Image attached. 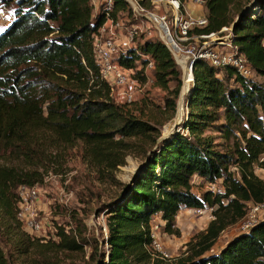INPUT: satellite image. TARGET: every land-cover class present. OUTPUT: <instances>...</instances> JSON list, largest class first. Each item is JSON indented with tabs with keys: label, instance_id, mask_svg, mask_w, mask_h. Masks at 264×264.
I'll list each match as a JSON object with an SVG mask.
<instances>
[{
	"label": "trees",
	"instance_id": "1",
	"mask_svg": "<svg viewBox=\"0 0 264 264\" xmlns=\"http://www.w3.org/2000/svg\"><path fill=\"white\" fill-rule=\"evenodd\" d=\"M202 2L207 24L196 33L232 26L233 45L261 81L196 60L181 130L158 141L159 127L117 104L100 77L93 38L104 18L91 0H0L12 12L0 32V264H67L69 254L83 252L87 243L77 227L57 226L56 241L32 239L17 208L18 188L42 185L78 143L86 164L120 188L103 208L108 255L95 251L91 264H264V220L213 252L248 203H264V180L255 174L264 170V0L253 3L254 12L244 7L247 0ZM114 4L125 10L121 0ZM148 61L154 86L170 95L168 121L182 80L167 47L149 40L120 58L128 69ZM134 79L145 83L139 72ZM129 156L141 166L129 182H116L113 174ZM195 177L221 180L222 191L197 196ZM206 206L216 208L215 220L184 257L170 262L147 250L153 217H161L164 232L179 235L177 214Z\"/></svg>",
	"mask_w": 264,
	"mask_h": 264
},
{
	"label": "rangeland",
	"instance_id": "2",
	"mask_svg": "<svg viewBox=\"0 0 264 264\" xmlns=\"http://www.w3.org/2000/svg\"><path fill=\"white\" fill-rule=\"evenodd\" d=\"M245 1V0H244ZM256 0H247L244 7L252 8L253 3ZM201 15L200 10L205 15L204 8H196ZM255 7L252 8V12L256 11ZM95 13V11H94ZM12 20V12L6 9L0 3V32L4 30ZM236 20V18H235ZM231 35V36H230ZM224 36L232 38L233 34L224 33ZM129 31L125 30L122 35V48L134 47L139 43V38L129 39ZM232 40V39H231ZM212 46L219 44L217 41L210 40ZM218 46V45H217ZM185 67H190L189 54L181 53ZM173 56V55H172ZM174 61L176 62L174 56ZM178 69L181 73V80L184 77V71L181 64L176 62ZM192 74V73H191ZM223 74L221 73V76ZM255 81H261V78L252 75ZM191 75L186 80V93L182 96L183 89L185 87L182 80V88L180 95L176 101V112L172 119L165 121V102L170 99L168 92L161 90L154 86L153 83L145 84L141 83V86H134V101L131 105H124L129 110V113L140 117L141 119L148 121L159 127L160 137L158 141L168 138L175 132H179L182 127V123L186 119L187 108L186 95L190 91L191 87ZM174 84L171 82L169 87L172 89ZM182 100L183 112H181L178 122V106ZM174 123L172 131L166 133L167 128ZM147 147V145H146ZM141 161L138 157L129 156L126 158V165L120 167L117 172L113 174L116 182L127 183L131 180V177L141 166ZM54 168V170L45 177L42 185L37 186L40 196V217H45L47 221L46 232L48 233V240L56 241L55 233L57 226H65L68 230L70 227L75 229L77 227V233H81L86 241V245L83 248V252L73 255L69 254V258L66 259V263L69 264H91L90 257L95 256V251L108 255L109 246L107 241V229H106V211L103 210L104 206L109 203L118 193L119 187L116 183L105 181L100 178V174L95 172L94 169L89 167L82 159L81 144L78 143L76 147L67 152V158L65 166L61 170ZM60 171V172H59ZM255 174L262 180H264V170L255 169ZM192 183L194 185L193 192L201 197L206 191H212L218 193L222 191L221 180L215 183H208L200 178H193ZM210 220L208 213H204L203 216H196L191 211L186 209L181 210L175 219V227L179 230V235H169L164 232V222L161 217L155 216L150 222L151 228L157 227V233L160 243L166 249L170 259L168 261L175 262L176 260L184 257L187 253L189 244L194 238L206 230ZM83 225V227L81 226ZM240 231V221L231 227L227 228L218 238L213 252L219 251L230 239L238 235ZM97 247L95 250L94 247ZM8 248V247H6ZM6 250V249H5ZM12 249L11 251H13ZM151 254L152 252L147 249ZM66 257H64L65 259ZM167 261V260H166ZM22 261L17 260L20 264Z\"/></svg>",
	"mask_w": 264,
	"mask_h": 264
},
{
	"label": "built area",
	"instance_id": "3",
	"mask_svg": "<svg viewBox=\"0 0 264 264\" xmlns=\"http://www.w3.org/2000/svg\"><path fill=\"white\" fill-rule=\"evenodd\" d=\"M125 10L117 11L114 0H91L95 15L104 18L93 38V55L99 67V74L111 91L112 99L119 105H131L134 101L133 87L141 84L134 79L139 72L145 84L153 83V63L148 61L137 69H128L120 64V58L129 48H122V35L129 31V39L139 38V43L159 41L164 44L172 55L176 51L189 54L190 66L196 60H202L218 70L233 68L236 72L251 78L253 72L238 49L224 33H231L232 26L224 27L217 33L208 35L197 34L196 31L205 27L207 19L204 14L193 15L187 5L191 3L202 9V0H121ZM210 40L219 44L212 46ZM135 45L133 48H136ZM218 45V46H217ZM131 48V47H130ZM22 230L32 239L42 242L48 238L47 221L40 217V196L36 187H19L18 204ZM215 207L191 208L196 216L208 213L211 221L215 220ZM264 220V203L247 204V212L240 220L239 233L248 232L256 223ZM209 222V223H210ZM150 244L147 246L152 255L169 260L166 249L160 243L157 227L150 230Z\"/></svg>",
	"mask_w": 264,
	"mask_h": 264
},
{
	"label": "bare ground",
	"instance_id": "4",
	"mask_svg": "<svg viewBox=\"0 0 264 264\" xmlns=\"http://www.w3.org/2000/svg\"><path fill=\"white\" fill-rule=\"evenodd\" d=\"M174 58H175V60H176V62L178 63V64H181L182 65V68H183V71H184V81H183V83H184V85H185V87H184V89H183V92H182V96H184L186 93H184L185 91H186V89H187V87H186V80L189 78V76L191 75V77H192V74H191V72H190V70H189V67H185L183 64H184V61H185V59L182 57L183 55L180 53V52H178V51H176L175 53H174ZM183 104H182V100L180 101V103H179V106H178V115H177V120H176V122H178V120L180 119V116H181V112H183ZM173 126H174V123H172L168 128H167V131H166V133H170L171 131H172V128H173Z\"/></svg>",
	"mask_w": 264,
	"mask_h": 264
},
{
	"label": "crops",
	"instance_id": "5",
	"mask_svg": "<svg viewBox=\"0 0 264 264\" xmlns=\"http://www.w3.org/2000/svg\"><path fill=\"white\" fill-rule=\"evenodd\" d=\"M188 11L191 12L193 15L195 14H199V12L197 11L195 5L188 3L187 5ZM200 13L202 14L203 12L200 10Z\"/></svg>",
	"mask_w": 264,
	"mask_h": 264
},
{
	"label": "water",
	"instance_id": "6",
	"mask_svg": "<svg viewBox=\"0 0 264 264\" xmlns=\"http://www.w3.org/2000/svg\"><path fill=\"white\" fill-rule=\"evenodd\" d=\"M192 68H193V63H192V65L189 67V70H190L191 73H192ZM183 79H184V77L182 78V80H183ZM192 81H193V77H192L191 82H192ZM187 105H188V103L186 102V106H185L186 108H187ZM174 127H175V126H174ZM135 173H136V172H135ZM135 173H134V174H135ZM134 174H133V175H134Z\"/></svg>",
	"mask_w": 264,
	"mask_h": 264
}]
</instances>
